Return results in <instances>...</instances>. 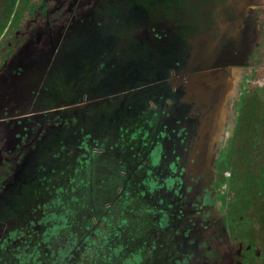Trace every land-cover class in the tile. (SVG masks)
<instances>
[{
	"label": "flooded vegetation",
	"instance_id": "1",
	"mask_svg": "<svg viewBox=\"0 0 264 264\" xmlns=\"http://www.w3.org/2000/svg\"><path fill=\"white\" fill-rule=\"evenodd\" d=\"M184 2L18 0L11 15L0 11V264H24L22 252L46 247L42 233L57 210L53 187L70 167V125L77 121L70 108L92 107L97 124L104 126L113 104H118L113 119L120 123L125 109L131 117L139 108L156 110L157 120L148 119L154 133L147 131L135 152L146 159L160 148L158 162L148 166V183L166 193L159 212L167 217L153 232L159 235L147 261L264 264L260 217L251 210L243 213L241 204L233 206L239 212L230 206L242 117L251 100L264 104V0H188L182 9L174 6ZM156 42L168 49L165 54L178 48L174 54L182 52L184 59L154 68ZM191 47H199L200 56L189 67L185 52ZM155 60L162 64L161 58ZM219 69L227 78L214 82L211 76ZM193 81L208 93L198 104L183 101ZM9 84L11 93L5 94ZM235 88L241 97L247 92L243 101L238 94L234 100ZM194 108L202 114L197 120L186 115ZM204 122L210 127L205 125L204 143L197 148L192 133L201 137L198 126ZM90 136L82 130L79 143ZM149 140L157 143L143 154ZM119 160L116 169L122 166ZM141 164L135 163L136 176L143 172ZM161 170L156 175L172 185L152 182V173ZM65 181L70 186V178ZM25 214L29 219L7 225Z\"/></svg>",
	"mask_w": 264,
	"mask_h": 264
},
{
	"label": "trees",
	"instance_id": "2",
	"mask_svg": "<svg viewBox=\"0 0 264 264\" xmlns=\"http://www.w3.org/2000/svg\"><path fill=\"white\" fill-rule=\"evenodd\" d=\"M18 0H0V11L11 15ZM2 15V14H1ZM1 23V21H0ZM2 30L0 28V34ZM250 111L242 117L241 136L235 151L236 162L230 180L231 192L230 206L236 211L240 207H233L241 204L243 213L251 210L252 216L258 220L260 227H264V104L257 99L251 100ZM259 104L255 109L254 105ZM155 131L156 126L150 124ZM198 129L200 127L198 126ZM149 135V134H146ZM155 142V141H154ZM153 140L146 143L149 151ZM157 143V142H155ZM160 148L156 146L144 161L148 166H154L158 162L156 157ZM142 158L137 160L141 162ZM136 161L130 168L135 166ZM91 166L89 164L87 167ZM145 168L144 164L140 167ZM86 165H82L85 169ZM129 168V170H130ZM154 169V167L152 168ZM155 172V171H154ZM152 173V182L163 181L169 186L171 180L160 178L159 173ZM159 174V175H156ZM123 178V176H122ZM165 180V181H164ZM150 181V180H148ZM83 183L82 181H79ZM124 182V179H123ZM153 187L151 183H145ZM137 186L127 185L122 195H115L112 203L103 206L95 202L93 193L95 186H76L70 192L59 189L55 199L57 210L48 219L49 225L46 232L42 233V241L46 247L35 251L34 256L43 258L45 264H149L147 261L150 253V245L154 238L153 232L160 230L162 221L166 219L164 212H159L155 202L146 203L147 186L139 190L137 199L139 206L132 203L133 191ZM153 189V188H151ZM156 190V188L154 189ZM146 193V194H145ZM237 208V209H235ZM41 254L42 252H44ZM41 252V253H40ZM29 253H32L30 250ZM22 255V254H21ZM24 257V256H23ZM40 258V262L43 261ZM146 260V261H145ZM31 260L28 261V263Z\"/></svg>",
	"mask_w": 264,
	"mask_h": 264
},
{
	"label": "rangeland",
	"instance_id": "3",
	"mask_svg": "<svg viewBox=\"0 0 264 264\" xmlns=\"http://www.w3.org/2000/svg\"><path fill=\"white\" fill-rule=\"evenodd\" d=\"M181 6L178 4H175L174 6H179L180 9H182L186 1ZM176 2V1H175ZM168 8V7H167ZM167 10L175 11V8H168ZM219 61H217L218 63ZM248 71V70H247ZM222 70H216L213 72V76H211V79L214 82H218L221 80V78H227V73L221 74ZM204 76H208L209 74H203ZM248 72L245 73L246 79L248 77ZM10 80V79H6ZM12 84H9L6 86L5 94H10L12 90ZM246 93L244 96L246 97ZM234 100L236 99V95H240L239 90L236 92V88L234 89ZM243 94V92H242ZM238 96L239 100H244L245 97ZM210 98V96H209ZM3 99H5V95L3 93ZM219 94H217V98L215 101L212 100L213 106L217 108L216 102L219 100ZM242 102H239L238 105H241ZM244 104V102H243ZM118 106V104H113L111 107L107 108L106 114H108V117L104 119V126H100V123H98L97 117H98V111L92 110L93 108L90 106H85L83 108L75 107L70 108V116L72 119H76L77 121L73 122L70 125V167L66 170V174L64 177H60L58 183L60 186H52L54 189L55 195L58 193L59 189H65L66 192H70L71 188H76V186H95V191L93 193V197L95 199V202H100L101 204L106 205L107 203H112V200L114 196L120 192H124L127 188L126 185L129 183H133L136 186L138 185V189L133 191L132 194V203L139 206V201L137 199L139 190L143 192L145 189V186H147L145 183L148 182L149 174L147 168L148 163L144 161L145 158H143V155L136 152V145H138V150L140 152V147L142 146L141 141L143 139L144 134L147 131H150L152 134L154 133L153 129L151 128V122H148V119L154 121L156 115L151 113V111L148 109L141 110L132 117L131 112L129 109H125L123 111V117L122 123H120L118 120L113 119L115 108ZM242 106V105H241ZM90 107V108H89ZM215 112V108L213 110ZM213 112V116H214ZM127 119H126V118ZM125 120V121H124ZM206 126H209L206 122H204ZM200 128L202 126H199ZM82 130L84 132L90 133V140L87 143H79L80 142V135L82 133ZM79 136V137H77ZM83 144V145H82ZM88 144L91 146L88 147ZM147 149V148H146ZM77 151V153H75ZM94 152L91 153L90 152ZM264 151V148H263ZM80 152V153H79ZM137 156V157H135ZM139 158H142L143 164L146 166L143 169V172L140 171V175L136 176L138 174L137 167L133 166V169L130 168L131 164L134 161L139 160ZM120 163L122 166L120 169H116V161ZM86 163V168L82 169L83 163ZM90 162L91 166L87 167ZM139 167V166H138ZM130 168V170H129ZM68 173V176H67ZM58 174L61 176L62 170L58 172ZM229 175V174H226ZM123 176V178H122ZM130 176V177H129ZM133 176V177H132ZM66 177L70 178V186H65L64 182L66 183L65 179ZM124 179V182H123ZM79 181H82L83 183H80ZM63 184V186H61ZM50 187V186H48ZM218 187V186H217ZM225 187V184H224ZM151 188H159L156 190L155 193H153ZM172 189V188H171ZM173 190V189H172ZM52 191V190H51ZM49 190V192H51ZM147 194L146 199L143 201L147 204L150 202H155L157 204L156 200L160 199L163 204V200L166 196V193L160 189V186H147ZM172 192V191H171ZM53 193V195H54ZM50 198V196L48 197ZM213 198V197H212ZM218 202L222 203L221 198H215ZM212 200V199H211ZM215 205V204H213ZM37 207V206H36ZM36 210V209H34ZM167 217V216H166ZM29 219L28 214L25 215H18L17 218L14 220H9L7 225H10V223H21L24 220ZM19 226H23L22 224H19ZM162 226V225H160ZM10 230V227L7 226ZM14 230L10 231L13 232ZM157 232V230H156ZM159 233H156L155 237H157ZM154 237V238H155ZM163 241V240H162ZM160 242V245L158 246L157 253L158 255L162 252L163 242ZM37 246L32 247V251L38 250L36 248ZM34 253L29 252H22V256H24V264H40V256L39 260L36 256L33 255ZM47 257L43 255V258L41 260L44 263V260ZM162 257L160 256L159 260ZM51 259V258H47ZM31 260L29 263L28 261ZM150 264V262H149Z\"/></svg>",
	"mask_w": 264,
	"mask_h": 264
},
{
	"label": "water",
	"instance_id": "4",
	"mask_svg": "<svg viewBox=\"0 0 264 264\" xmlns=\"http://www.w3.org/2000/svg\"><path fill=\"white\" fill-rule=\"evenodd\" d=\"M157 41H160L159 39H156ZM178 42L180 43L181 42V40L180 39H178ZM155 46H156V49L158 50L157 51V53H156V55L154 56V68H161V69H163V67H167L168 66V63H169V61H167V60H171V59H173V60H177L178 61V59L180 58V59H184V57H182V52H180L181 54H180V56H176L174 53L176 52V53H179V49L178 48H176L175 50H173L172 52H168V54H165V50L166 51H168V49L165 47V46H161L160 44H158L157 42H156V44H155ZM198 46V45H197ZM198 49H199V47H191V50L189 51V50H186V52H185V54L186 55H190V60H189V62H188V66L190 67L192 64H194V62L199 58V56H200V53L198 52ZM164 55H167V56H169V57H164ZM159 58H161V63L162 64H160V62L158 63L155 59H159ZM194 82V81H193ZM187 86V85H186ZM146 94V93H145ZM204 96H207L208 97V93H207V91L205 90V89H203V91H199V89H197V84L194 82L193 83V85H192V87L191 88H189V86H188V88H187V90H186V95L184 96V99H183V101L185 100V101H192V102H197V104L199 103V101H200V98L201 97H204ZM204 102H206V103H208V101L207 100H205ZM196 108V107H195ZM195 108L194 109H192L191 111H187V116L189 117V118H196V120H197V118H198V116H201L202 114L201 113H196V112H194V110H195ZM141 112V109L139 108V110H135V114L136 113H138V112ZM156 110L154 109L153 111H152V113L154 114V115H156V112H155ZM155 120H157V116L155 117V119H154V121ZM191 127V126H190ZM191 129H192V127H191ZM200 132H201V137L197 134V137L194 135V133H192V137H191V139H193V140H195V145H197V148H199V145L201 144V142L202 143H204V138H205V124L204 125H202V127L200 128ZM207 133V132H206ZM180 169L182 168V167H179ZM179 169V170H180ZM182 179V178H181Z\"/></svg>",
	"mask_w": 264,
	"mask_h": 264
}]
</instances>
